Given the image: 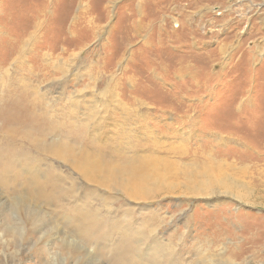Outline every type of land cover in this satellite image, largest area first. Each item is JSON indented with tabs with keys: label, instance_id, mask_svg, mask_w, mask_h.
Listing matches in <instances>:
<instances>
[{
	"label": "rangeland",
	"instance_id": "rangeland-1",
	"mask_svg": "<svg viewBox=\"0 0 264 264\" xmlns=\"http://www.w3.org/2000/svg\"><path fill=\"white\" fill-rule=\"evenodd\" d=\"M37 20L27 63L42 92L62 93L57 118L86 126L77 148L111 165L165 159L175 176L205 161L236 186L186 197L175 179L176 194L136 201L56 159L58 180L43 164L38 193L25 173L0 186V264H264V0H0L11 76Z\"/></svg>",
	"mask_w": 264,
	"mask_h": 264
},
{
	"label": "bare ground",
	"instance_id": "bare-ground-1",
	"mask_svg": "<svg viewBox=\"0 0 264 264\" xmlns=\"http://www.w3.org/2000/svg\"><path fill=\"white\" fill-rule=\"evenodd\" d=\"M37 26L38 20L34 26V30L29 33L27 39L22 38L17 45L15 44L13 61L15 59L18 60L21 74L19 71L15 76H11L12 71L9 72L6 66L0 65V186L8 185L6 182L7 177H16L20 173H25L29 178V185H32L29 187V190L36 189L34 191L38 193V186L35 182L43 174L41 170L43 164L47 165L50 180L57 179L56 177L59 176V167L54 165V160L56 159L75 168L80 173V176L89 182L93 181L96 176L95 174H98L101 177V180L98 181L99 186L106 185V182L110 183V185L118 186L120 190L122 189L128 191L129 194L131 193V197L136 201L146 200L157 192H163L164 195L176 194L177 185L175 184V179H181L180 183L184 191H186L185 194L183 193V196L186 197H211L213 192L223 185L233 184V186H236L234 180L228 182L223 179L224 177H220V180L218 175H216V171L207 166L205 161H202V164L193 163L194 165H191L189 170L183 172L182 176H175L172 174L174 170L173 165L165 159L158 160L154 157H145L139 160L125 159L121 164L111 165L108 162H103L95 155L93 156L85 152L86 150L82 145L83 149L80 148L81 146L77 148V142L75 143L71 139L79 140V134L84 135L86 126L75 120L79 124L77 127L75 125L76 129H72L73 122L71 118H75V116H71L70 112H64V110L60 112L64 116L57 118L59 115L54 111L52 102L56 99L59 100L62 93H58L59 97L54 98L53 96L47 95L49 94L48 91L42 92L37 67L27 63L29 57H34V59L39 58V51L37 50L36 52L35 49L36 43H27L29 38L35 39L37 37V32L35 31ZM28 44L29 47L27 46ZM85 72L87 74L90 73L88 69H85ZM64 76L66 74L63 75V79ZM66 101L69 102V99L63 102L67 103ZM56 136L58 138L54 139L53 137ZM13 159H16L14 167L11 165ZM25 181L23 179L21 185ZM22 190L27 189L24 188ZM36 197L39 198V194ZM16 198V201L12 203L13 208H18L17 206L23 205L22 202L24 200L20 197ZM30 219L27 222L32 224L33 221ZM16 228L18 226L14 225V228L11 229L12 231L18 232L20 227L18 230ZM152 228L154 229V227ZM91 229L92 220L89 222L86 221L84 230L76 233L84 237L91 233ZM219 255L221 257L222 253ZM220 257L215 256L212 259L214 264H238L231 257H221L222 261ZM240 257L235 254L236 259ZM88 258L91 257L89 256ZM155 263L157 264V262ZM201 264L208 263L206 260H202Z\"/></svg>",
	"mask_w": 264,
	"mask_h": 264
}]
</instances>
